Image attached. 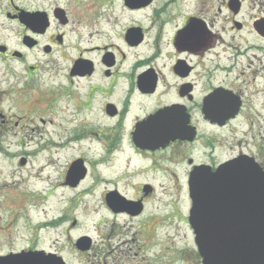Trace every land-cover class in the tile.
Instances as JSON below:
<instances>
[{
	"label": "flooded vegetation",
	"instance_id": "af4514ba",
	"mask_svg": "<svg viewBox=\"0 0 264 264\" xmlns=\"http://www.w3.org/2000/svg\"><path fill=\"white\" fill-rule=\"evenodd\" d=\"M45 125L53 132L25 144L26 127ZM4 136L13 177L29 159L47 162L31 175L42 176L61 157L48 196L61 189L67 205L83 182L93 185L82 195L99 189L100 243L76 253L97 264L136 256L155 226L163 238L189 226L193 177L231 176L220 171L242 161L264 175V0H0ZM225 199L212 212L217 237L250 219ZM21 218L22 237L12 220L0 226V263L41 249Z\"/></svg>",
	"mask_w": 264,
	"mask_h": 264
},
{
	"label": "rangeland",
	"instance_id": "374dc122",
	"mask_svg": "<svg viewBox=\"0 0 264 264\" xmlns=\"http://www.w3.org/2000/svg\"><path fill=\"white\" fill-rule=\"evenodd\" d=\"M37 129L35 128L34 131H31L26 127L24 131L26 134L23 137L24 142L26 141L28 145L31 144L33 147L41 135L44 138V132L52 133L54 130L52 126L48 125L40 126V133H38ZM61 133L62 129L56 130V137H53V140L58 141L60 144L63 143L65 138ZM8 139L4 136L0 138V142L3 145L4 143L8 144L10 143ZM3 145L0 144L2 147ZM40 163L46 164L47 162L29 159L27 166L20 171L21 173L17 175L18 177H13V172L10 173L13 169L9 167L8 163L0 161V171H2V173L0 172V177H2L0 183L4 187L0 190V226L5 223L6 227L8 221L12 220L15 225L11 226L8 231H10L12 236L13 233H16L17 238L21 236L18 231L22 233V228L20 227L21 217L25 216L27 243L33 241L32 243L37 247H41V249L60 253L68 264H97L96 262L100 260L99 256L93 257L89 254L76 253L73 243L81 235H88L95 242L94 244L99 245L100 243L99 230L102 226L99 224V219L102 213L99 209V189L95 188L91 191V194L82 195L83 189H88L93 185V182L90 185L86 181L85 183L83 182L81 188L76 189L69 195V197H73L72 203L64 205L61 202V189H59L58 193L49 195V198L45 199V201L43 200L44 197L39 198V194L43 195V192L39 190L44 189L45 193L48 189H54L57 179H55L56 173L53 167L55 169L61 168L64 160L60 157L56 159V166L53 163H50V166L47 165L46 170L43 171V181L41 183L38 180H35L33 185L24 183L23 181L26 178L38 172ZM4 182H6V185L3 186ZM30 182L33 183V181ZM39 184H41L42 189L38 186ZM18 194L20 195L19 198L23 200L21 208L14 206L17 202L18 198L16 196ZM158 197L159 195L156 194L155 198ZM38 199L43 203L45 201V206L37 203ZM9 201L10 204L7 205ZM158 202L159 200H156V203ZM25 205L28 207L27 210L24 208ZM156 206L158 208L163 207L160 204H156ZM162 214L163 211L161 209L153 212L154 217H159ZM73 218L77 220V224L74 226L71 224ZM57 220L58 222H56ZM159 226H155V231L157 232L152 245L150 244L147 248H143L136 256H131L130 258L119 256L115 258V263L111 259H107L108 264H199L200 260L192 249L191 232L187 226H170V238L157 237L158 234L164 233L163 225L160 224ZM7 238L9 239L8 236Z\"/></svg>",
	"mask_w": 264,
	"mask_h": 264
},
{
	"label": "water",
	"instance_id": "95a60500",
	"mask_svg": "<svg viewBox=\"0 0 264 264\" xmlns=\"http://www.w3.org/2000/svg\"><path fill=\"white\" fill-rule=\"evenodd\" d=\"M235 176L230 178L235 182L247 187L245 192H233L230 195L242 194L250 197V204H245L246 209H257L256 220L245 221L246 239L220 241L217 247L213 239L212 208L214 206L213 193L216 191V178H209L200 190L202 200L199 203L198 213L202 212L203 220L201 225H194L198 241L203 251V264H264V177L252 165L246 163L235 164ZM240 171V172H238ZM229 178V179H230ZM221 186V185H220ZM194 220L196 219L195 211ZM250 229V231H249ZM86 238L80 239L83 244L80 248L85 249ZM222 244H225L223 247ZM0 264H65L63 259L52 253L43 251L21 253L2 258Z\"/></svg>",
	"mask_w": 264,
	"mask_h": 264
},
{
	"label": "bare ground",
	"instance_id": "6f19581e",
	"mask_svg": "<svg viewBox=\"0 0 264 264\" xmlns=\"http://www.w3.org/2000/svg\"><path fill=\"white\" fill-rule=\"evenodd\" d=\"M35 181V180H38V181H43V178H42V176L41 175H37V174H35L34 176H30V178H27V179H25L24 180V183L26 182V183H29V184H31V185H33L34 183H31L30 181ZM40 185V184H39ZM99 185V182L97 183V186ZM40 191H43L44 192V190L42 189V190H40ZM0 195H1V193H0ZM40 197H44V199L43 200H45L46 199V194L45 193H43V195H40L39 194V198ZM12 199H14V198H12ZM15 200V199H14ZM47 200V199H46ZM45 200V201H46ZM38 201V202H37ZM37 201H35V202H37V203H40V204H44V206H45V201H44V203L43 202H40V199H38ZM21 203H22V199L21 198H18L17 199V202H16V204L15 205H17L19 208H21ZM24 208L27 210L28 209V207H27V205H25L24 206Z\"/></svg>",
	"mask_w": 264,
	"mask_h": 264
}]
</instances>
